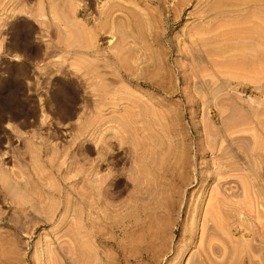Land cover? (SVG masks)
<instances>
[{"label":"rangeland","instance_id":"rangeland-1","mask_svg":"<svg viewBox=\"0 0 264 264\" xmlns=\"http://www.w3.org/2000/svg\"><path fill=\"white\" fill-rule=\"evenodd\" d=\"M135 1L0 0V264H264V0Z\"/></svg>","mask_w":264,"mask_h":264},{"label":"bare ground","instance_id":"bare-ground-1","mask_svg":"<svg viewBox=\"0 0 264 264\" xmlns=\"http://www.w3.org/2000/svg\"><path fill=\"white\" fill-rule=\"evenodd\" d=\"M126 1H129V0H126ZM132 1H134V4H136V3H135V2H136L135 0H132ZM144 1H145V0H144ZM144 1H143V3H144ZM160 1H161V0H160ZM171 1H172V0H171ZM171 1H170V2H171ZM173 1H174V0H173ZM185 1H187V0H185ZM211 1H212V0H211ZM219 1H220V0H219ZM119 2H120V1H119ZM150 2H151V1H150ZM158 2H159V1H158ZM163 2H165V1H163ZM176 2H178V1L176 0ZM214 2H215V1H214ZM121 3H122V2H121ZM121 3H119V4H121ZM123 3H124V2H123ZM129 3H131V2H129ZM132 3H133V2H132ZM139 3H140V2H139ZM143 3H142V4H143ZM152 3H153V2H152ZM161 3H162V2H161ZM172 3H174V2H172ZM178 3H181V2H178ZM178 3H177V5H178ZM210 3H211V2H208V4H210ZM212 3H213V1H212ZM221 3H223L222 0H221ZM225 3H226V2H225ZM225 3H223V6L225 5ZM117 4H118V3H117ZM117 4H116V6H118ZM146 4H147V3H146ZM157 4H158V3H157ZM157 4H156V5H157ZM169 4H171V3H168V6H169ZM175 4H176V3H175ZM229 4H230V3H229ZM121 5H122V4H121ZM136 5H137V4H136ZM136 5H134L133 8H135V11H138V10H136V9H137V7H135ZM156 5H155V7H156ZM158 5H159V4H158ZM162 5H163V4H162ZM180 5H181V4H179V6H180ZM212 5H213V4H212ZM227 5H228V4H227ZM230 5H231V4H230ZM263 5H264V4H263ZM119 6H120V5H119ZM125 6H126V4L124 5V7H125ZM130 6H131V5H130ZM168 6H167V7H168ZM206 6L212 7L211 5H206ZM220 6L222 7L221 4H220L219 6H217V7H220ZM144 7H145V6H144ZM144 7H142V8H144ZM146 7H147V6H146ZM160 7H161V6H160ZM165 7H166V6H165ZM172 7H173V6H172ZM215 7H216V6H215ZM121 8H122V6H121ZM121 8H120V9H121ZM127 8L129 9V5H127ZM131 8H132V6L130 7L129 12L131 11ZM148 8H149V7H148ZM158 8H159V7H158ZM177 8H178V7H177ZM261 8L263 9V6H262V5H261ZM120 9H118V10H119V12L122 14V13H123L122 11H124V10L121 11ZM122 9H125V11H126V7H125V8H122ZM128 9H127V10H128ZM145 9L147 10V8H145ZM145 9H144V11H146ZM206 9H208V8H206ZM206 9H205V10H206ZM209 9H211V8H209ZM209 9H208V10H209ZM148 10H149V9H148ZM163 10H165V9H163ZM178 10H179V9H178ZM205 10H204L203 12L206 14L207 10H206V12H205ZM212 10H214V8H213ZM125 11H124L125 14H128V13H129V12L126 13L127 11H126V12H125ZM132 11H134V9H132ZM171 11H176V10H171ZM146 12H147V11H146ZM146 12H144V13H146ZM161 12H162V11H161ZM180 12H181V11H180ZM120 13H118V14H120ZM124 13H123V17L127 18L126 20L129 21V19H133V18H132L133 16H132L131 18H129V17L131 16V14H130V15L128 14L129 17H126L127 15L124 16ZM132 13H133V12H132ZM134 13H137V12H134ZM140 13H142V12H140ZM158 13H159V11H158ZM175 13H176V12H175ZM207 13H208V12H207ZM118 14H117L116 16H115V15L113 16V18L115 17L116 22H118V21H120V20H123V21L125 22V21H126V20H124L125 18L120 19V18L122 17V15L120 14V15H121V17H120V15H118ZM146 14H147V13H146ZM160 14H161V13H160ZM132 15H134V14H132ZM135 15H138V14H135ZM174 15H175V14H174ZM118 16H119V19H118V21H117V18H116V17H118ZM138 16H139V15H138ZM172 16H173V15H172ZM175 16H177V15H175ZM136 17H137V16H136ZM139 17H140V16H139ZM128 18H129V19H128ZM159 18H160V15H159ZM172 18H173V17H172ZM261 18H262V17H261ZM111 19H112V17H111ZM115 19H114V20H115ZM154 19H155V18H154ZM263 19H264V18H263ZM112 20H113V19H112ZM134 20H136V19H135V18L133 19V24H132V25L135 24V25H134V28H136V24H137L138 22L135 21V22H136V23H135ZM155 20H157V19H155ZM173 20H174V19H173ZM261 20H262V19H261ZM128 21H126V22H128ZM262 21H263V20H262ZM111 22L113 23V21H111ZM126 22H125L124 24H126ZM129 22H130V21H129ZM129 22H128V24H129ZM155 22H156V21H155ZM162 22H163V21H162ZM175 22H176V21H175ZM114 23H115V22H114ZM120 23H121V22H120ZM120 23L118 22V24H116V25L119 26ZM122 23H123V22H122ZM131 23H132V22H131ZM131 23H130V25H131ZM156 23H158V22H156ZM173 23H174V22H173ZM259 23H260V22H259ZM154 24H155V23H154ZM121 25H123V24H121ZM121 25L119 26L120 28L117 27L118 29H116V26H115V29H116L117 31H120L121 29H123V28L125 27V25H123L124 27L121 26ZM130 25H126V26H128L127 28H129ZM132 25H131V26H132ZM137 25H138V24H137ZM159 25H160V24H158V26H159ZM161 25H162V24H161ZM163 25H164V24H163ZM131 26H130L131 31H128V29H127V32H128V35H127V36H126V31H125L126 29H125V30L123 29L122 32L120 31V34H122V35L125 34V37H128V38H129L130 36L133 37V34H134V33H138V32L136 31V29L134 30V29L132 28L133 26H132V27H131ZM156 26H157V24H156ZM166 26H167V25H166ZM258 26H259V25L257 24L256 27H254V28H257ZM121 27H123V28H121ZM159 27H160V26H159ZM164 27H165V26H164ZM251 27L253 28V26H251ZM110 28H111V27H110ZM125 28H126V27H125ZM157 28H158V27H157ZM161 28H163V27H161ZM259 28H260V27H258V29H259ZM130 29H129V30H130ZM169 29H170V28H169ZM246 29H249V27L246 28ZM261 29H262V30H260V29H259V30L262 31V33H261V32H260V33L262 34L261 36H262L263 38L260 37V38H261L260 40L263 41V40H264V25L262 26ZM116 30H114V32H115ZM154 30H156V29H154ZM154 30H153V31H154ZM158 30H160V29L158 28ZM238 30L241 31L242 29H241V30L238 29ZM238 30H237V31H238ZM249 30H250V29H249ZM124 31H125V32H124ZM132 31H134V33H133ZM149 31H151V30H149ZM153 31H152V32H153ZM233 31H234V30H233ZM233 31H232L231 33H233ZM237 31H236V29H235L234 34H235ZM239 31H238V32H239ZM242 31H243V30H242ZM250 31H251V30H250ZM250 31H248V32H250ZM253 31H257V30L254 29ZM112 32H113V31H112ZM112 32H111V33H112ZM129 32L132 33L130 36H129V34H130ZM152 32H150V33H152ZM238 32H237V35L239 34ZM117 33H118V32H116V34H112V35H118ZM153 33H155V32H153ZM153 33H152V34H153ZM157 33H158V32H157ZM164 33H165V31H164ZM167 33H168V32H167ZM194 33H195V32H194ZM241 33H242V32H241ZM252 33H253V32H252ZM255 33H256V32H255ZM257 33H258V32H257ZM257 33H256V34L253 33V34H254V35H257ZM260 33H258V36L260 35ZM159 34H160V33H159ZM221 34H223V33H221ZM136 35H137V34H135L134 36H136ZM164 35H166V34H164ZM194 35H195V34H194ZM250 35H251V32H250ZM138 36L140 37L139 33H138ZM222 36H223V35H222ZM258 36H257V37H258ZM139 37L136 38L137 41H135V40H134V41H135L137 44H139V47H140V46H142V45H141V44H142V41H141V40H144V41H145L146 38L143 37L141 40H139V41H141V42H140L141 44H140L139 41H138V38H139ZM146 37H147V36H146ZM149 37H150V36H149ZM160 37H161V36H160ZM192 37H193V38H192ZM192 37H191V38L194 39V38H196V37H198V36H195V37H194V36L192 35ZM199 37H200V36H199ZM209 37H210V36H209ZM219 37H220V36H219ZM241 37H242V36H241ZM128 38H126V39H128ZM140 38H141V37H140ZM140 38H139V39H140ZM153 38H154V37H153ZM155 38H156V37H155ZM200 38H201V40L198 39V43H200V42L202 41V42H201L202 45L200 44L201 47H202V46H207L205 43H204L205 45L203 44V40H204V41H207L208 38H207V37H200ZM203 38H206L207 40H205V39H203ZM212 38L215 39L216 37L213 36ZM212 38L210 39V41L213 40ZM234 38H236V37H234ZM238 38H239V37H238ZM124 39H125V38H124ZM126 39H125L124 41H127ZM133 39H135V37H134ZM166 39H167V38H166ZM196 39H197V38H196ZM196 39H194V41H195L194 44H196V41H197ZM223 39H224V38H223ZM225 39H227V37H225ZM148 40H149V39H148ZM148 40H146V43H143V45H144L145 47H146V45H149V42H147ZM260 40L258 39V41H260ZM144 41H143V42H144ZM149 41H150V40H149ZM199 41H200V42H199ZM210 41H209V42H210ZM150 42H151V41H150ZM152 42H153V41H152ZM174 42H175V41H174ZM190 42L192 43V47H193V41L190 40ZM260 42H261V41H260ZM260 42H259V43H260ZM154 43H155V42H153V44H154ZM161 43H162V42H161ZM170 43H172V42H170ZM206 43H207V42H206ZM262 43H264V41H263ZM209 44H211V42H210ZM209 44H208V45H209ZM213 44H214V43H213ZM156 45H157V43H156L154 46L157 47ZM175 45H176V44H175ZM189 45H191V44H189ZM197 45H199V44H197ZM262 45H263V44H262ZM262 45L259 46V49H260V47H261ZM144 46L140 47L142 51H143V49H145ZM160 46H161V45H160ZM162 46H163V44H162ZM139 47H138V48H139ZM148 47H149L150 49L152 48V47H150V46H147V47H146L147 51L150 50V49L148 50ZM155 47H153V48H155ZM163 47H164V46H163ZM166 47H167V46H166ZM194 47H197V46L195 45ZM194 47H193V48H194ZM263 47H264V46H263ZM263 47H262L261 49H263ZM140 48H139V49L134 48V49H135V50H140ZM158 48H159V46H158ZM164 48H165V47H164ZM178 48H179V50L181 49L180 47H178ZM178 48H177V49H178ZM190 48H191V47H190ZM206 48H207V47H206ZM156 49H157V48H156ZM165 49H166V48H165ZM261 49H260V51H261ZM154 50H155V49H154ZM166 50H167V49H166ZM171 50H172V49H171ZM152 51H153V49H152ZM263 51H264V50H263ZM149 52H151V50H150ZM39 53H40V52H39ZM97 53L99 54V52H97ZM101 53H102V52H101ZM259 53H260V52H259ZM263 53H264V52H263ZM99 55H100V54H99ZM101 56H103V55H101ZM258 56H259V55H258ZM99 58H100V57H99ZM99 58H98V60H99ZM103 58H106V59L109 60V58L106 57L105 54H104ZM102 60H103V59H102ZM105 61H106V60H105ZM258 62H259V63H258ZM258 62H257V65L259 64V67H257V68H258L257 72L259 71V72H258L259 75H258V73H257V76H259V80H258L259 82L257 81V84H258V83L260 84V90H261V91H259V92H261V97H262V100L260 99V100L262 101V103H261V101H260V103L262 104V106H260V109L262 108V109H261L262 112L260 111L261 113L259 114V119H260V120H261L260 115H261V117H262V115H263L262 120H261V121L259 120V121H260L259 124H260L261 126H258V127H260V128H259V129H260L259 133L261 132V133H260L261 138H263V140H264V54L261 55L260 60H259ZM148 63H149V62H147V64H146V65L149 66L148 68H147V66H144V68L147 69V70H149L150 67L152 68L151 63H149V64H148ZM150 65H151V66H150ZM174 66H175V65H174ZM176 66H177V65H176ZM20 70H21V69H20ZM176 70H177V69H176ZM19 73H20V72H19ZM175 74H176V73H175ZM177 77H178V75H177ZM20 81H21V80H20ZM160 81H161V80H160ZM153 83H154V82H153ZM153 83H152V84H153ZM158 83H159V82H158ZM158 83H157V84H158ZM157 84H156V85H157ZM161 84H162V83H161ZM259 84H258V85H259ZM159 86L161 87L160 84L158 85V87H159ZM164 87H165V86H164ZM161 88H162V87H161ZM165 89H166V88H165ZM165 89H164V90H165ZM166 91H167V90H166ZM1 101H2V100H1ZM64 104H65V103H64ZM0 105H1V104H0ZM15 115H16V114H15ZM3 117H4V116H3ZM260 135H259V137H260ZM261 138H259V139L261 140L260 143H261V145H263L264 142H263V140H262ZM103 141H106V140H103ZM262 142H263V143H262ZM80 146H81V144H80ZM104 146H105V145H104ZM104 146L102 147V150L104 149ZM105 147H106V146H105ZM81 148H82V147H81ZM81 148H80V151H81ZM83 150H84V149H83ZM84 151H85V150H84ZM82 152H83V151H82ZM104 152H105V151H104ZM79 153H81V152H79ZM80 155H82V153H81ZM82 173H83V172H82ZM83 175H84V173H83ZM84 177H85V175H84L83 177H81V178H84ZM103 178H104V177H103ZM104 179H105V178H104ZM104 179H103V180H104ZM81 181H82V180H81ZM17 182L19 183V181H17ZM4 191H5V190H4ZM4 191H3V192H4ZM6 193H7V192H6ZM80 193H81V192H80ZM81 194H82V193H81ZM5 195H6V194H5ZM15 201H16V200H15ZM16 202H17V201H16ZM17 203H18V202H17ZM172 264H173V263H172Z\"/></svg>","mask_w":264,"mask_h":264}]
</instances>
